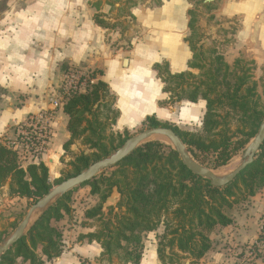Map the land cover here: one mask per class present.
I'll list each match as a JSON object with an SVG mask.
<instances>
[{"label": "trees", "instance_id": "obj_1", "mask_svg": "<svg viewBox=\"0 0 264 264\" xmlns=\"http://www.w3.org/2000/svg\"><path fill=\"white\" fill-rule=\"evenodd\" d=\"M189 16L191 35L185 41L193 55L188 66L199 74L192 71L173 74L167 62L156 64L153 69L164 85L167 104L206 102L202 131H182L160 122L156 116L147 117L144 124L148 129L174 130L195 161L206 165L210 158L212 168L218 169L245 151L254 139L264 121V102L251 70L243 66V59H237L231 66L216 50H211L215 55L213 59L206 57L209 50L198 44L199 29L194 13L189 11ZM101 18L95 16L97 25L103 29L114 27ZM96 74L85 92L69 97L63 107L69 118L70 133L63 148L69 150L76 140L82 139L94 151L75 158L72 162L74 172L68 179L110 157L131 138L128 130L124 134L105 135L106 128L115 125L120 114L115 109V97L108 84L102 79L96 80ZM99 74L103 76L102 71ZM160 105L165 106L164 103ZM234 122L236 130L232 128ZM107 171H111L109 175ZM63 181L65 179L58 183ZM7 183L11 196L32 203L53 188L49 168L44 162L31 163L24 168L16 153L0 144V187ZM85 188H89L90 195L97 200L84 211L83 217L86 223L98 221L100 226L93 233L80 235L79 240L101 245L103 251L96 264H111L122 251L124 258L118 259L123 264H140L144 253L142 236L157 231L161 225L164 234L157 248L160 262L180 264L181 259H191L196 263L212 249L211 233L233 223L226 210L233 204L230 198L234 196V189L243 188L248 195L255 196L264 188V144L255 161L231 184L216 188L185 167L171 146L159 141L147 142L117 166L59 198L3 256L0 264L19 261L45 264L60 257L64 251V232L60 224L73 211V193ZM114 192L119 195L117 204L105 208ZM3 240L0 237V244Z\"/></svg>", "mask_w": 264, "mask_h": 264}, {"label": "crops", "instance_id": "obj_2", "mask_svg": "<svg viewBox=\"0 0 264 264\" xmlns=\"http://www.w3.org/2000/svg\"><path fill=\"white\" fill-rule=\"evenodd\" d=\"M97 1L30 0L15 5L1 21L0 143L14 139L15 127L30 116L52 110V94L67 67L103 72L101 79L108 84L120 114L118 125L128 129L149 116L160 120L174 115L173 108L160 105L167 95L153 67L167 62L173 74L188 71L193 55L185 41L190 34V3L161 0L153 5L154 0H145L133 8L134 27L140 37L134 39L133 49L126 54L124 43L116 36L109 41L110 29L95 22L98 13L117 18V10L110 14L111 6L99 0L101 5L95 7ZM221 15L238 23L235 42L229 49L232 62L243 54L257 67L263 66L264 0H223ZM203 110L202 104H192L187 113L189 120L200 119ZM55 114L54 140L41 158L48 167L57 165L58 152L70 139L68 115L63 108ZM59 134L63 136L60 144ZM85 189L90 195V189ZM118 199L114 192L106 205L115 206ZM95 231L78 226L65 229L63 254L46 264H82L84 260L94 264L103 251L101 245L80 241L79 236ZM157 248L155 243H146L140 264H162Z\"/></svg>", "mask_w": 264, "mask_h": 264}, {"label": "rangeland", "instance_id": "obj_3", "mask_svg": "<svg viewBox=\"0 0 264 264\" xmlns=\"http://www.w3.org/2000/svg\"><path fill=\"white\" fill-rule=\"evenodd\" d=\"M28 1L30 0H0V24H2V20H6L11 8H14L15 5L23 4ZM104 1L111 6L112 11H110V14L111 12H115L117 10V18L115 16L111 17L110 15L105 16L103 13H98L96 16L102 17L101 19H103V21L105 20L110 26H114L112 29L107 31V33L110 34L109 41H111L116 36V39L119 40V42L124 43V53L127 54L133 49L134 39L140 37V33L138 34L134 27L136 21L132 15V9L139 6L140 4L145 3V0ZM187 1L191 6L189 11L194 13L196 25L199 29V38L197 39L198 44L199 46L204 45V47L209 50L206 53V57L213 59L215 55L211 53V50H216L218 54L222 55L225 61L231 66L234 65L237 59H243L245 61L243 66L251 70V74L258 84V93L264 102V65L257 67L255 65V61L247 58L243 54H240L239 58L232 62V55H230L231 52L229 49L235 42L234 37L238 23L221 15L223 0H213V2L208 4H206L204 0ZM101 2L102 1L98 0L97 3L93 4L95 7H99ZM159 3H161V0H154L152 2L153 5H158ZM11 13L12 12H10V15ZM119 18H121V20H119ZM122 18H124V20H122ZM3 29V26L0 25V35H3V32H1ZM190 35L191 32L189 36ZM113 47H115V45H113ZM70 68L72 70L79 71L80 76L84 77L85 79L82 80L84 83V89L81 93L85 92L94 73H97L96 80L101 79L99 74L101 70L82 71V69H78L77 67L63 68L64 70L58 79V87L55 88V91L58 92L57 96L61 95L63 92L62 86L64 82L61 79L60 83V78L64 73L69 72ZM188 71H192L196 75L199 74L198 70L188 69ZM167 101L168 100L166 96V99L161 103L165 104L164 107L169 109L173 108L174 115L172 114L165 119H158L160 122L172 127H176L182 131H202V121L206 107V102L204 100H200L197 103L204 106L203 115L200 119L192 121L189 120L187 116L188 109L192 107V103H189L188 101H182L176 104H167ZM111 117H113V114H111ZM144 122L128 129L124 126L118 125L116 122L115 125H109L106 128L105 135L110 136L111 134L116 135L118 133L124 134L125 130H128L129 135L133 137L148 129V126H146ZM232 128L233 130H236V122L233 123ZM16 130L17 127H15L14 131ZM62 137L63 136L59 134V139L57 142L58 144H60ZM53 140H51L50 143H52ZM151 141H159L165 145L171 146V144L164 138H153ZM8 142L9 140H7L3 145L8 147ZM106 142L109 143L108 140H106ZM115 144H117V142H115ZM49 148L50 147L48 146V149ZM93 152L94 151L89 148L88 145H85L82 139L76 140L69 150L62 148L58 152L60 156L58 155L57 165L53 167H48L46 165L49 168L50 182L52 183L53 187L57 186L59 184L58 181L61 179H68L70 174L74 172L72 162L77 156L81 154H92ZM116 152L117 151L113 152L111 155ZM243 154L244 151L240 152L229 162L228 165L218 169L212 168L211 161L209 162V160H212L210 158L207 159L205 163L206 165L200 164L214 170L219 176L223 177L233 172L242 164L244 161ZM18 162L21 164V166L26 168L31 163V160L30 158L23 159L22 157H19ZM110 172L111 171H107V175H109ZM233 192L234 196L230 198V201L233 202V204L229 209L226 210V213L232 218L233 223L226 228H217L211 233L210 237L212 240V249L202 260L194 263L191 259H181L180 264H264V188L260 189V191L255 196L248 195L243 188L234 189ZM96 200L97 199L91 197L88 194V189H81L74 192L72 196L73 211L70 216L65 218V222L60 224V228L63 230V232L65 229L72 227L74 228L75 226L81 227V229L94 228L97 231L98 227L100 226V222L93 221L86 223L84 217L81 220L83 212L93 206L96 203ZM32 204V202L26 199L11 196L8 183L0 187V237L4 239L3 242L15 233ZM107 207L108 206L105 205V208ZM163 234L164 226L161 225L157 231L142 236L144 249L146 243H148V245L149 243H155L158 247L160 236ZM64 240L65 237L63 238V244ZM124 254L125 253L123 251L120 252V255L118 257H114L111 264H123L124 262L120 261L118 258L123 259ZM17 264L23 263L19 261ZM82 264L93 263L84 260L82 261ZM102 264H108V262H102Z\"/></svg>", "mask_w": 264, "mask_h": 264}, {"label": "water", "instance_id": "obj_4", "mask_svg": "<svg viewBox=\"0 0 264 264\" xmlns=\"http://www.w3.org/2000/svg\"><path fill=\"white\" fill-rule=\"evenodd\" d=\"M206 4L213 0H204ZM128 62V60H126ZM153 138L166 139L173 149L180 156L183 164L196 176L209 180L211 185L216 188H223L231 184L245 169L250 166L264 144V121L259 126L258 132L254 139L244 151V161L233 172L226 176H219L214 170L199 164L191 156L188 147L183 143L179 135L170 128L158 127L146 129L141 133L129 138L116 153L108 158L97 161L88 169L79 175L63 181L61 184L53 187L44 197L37 200L29 208L26 216L19 224L15 233L0 245V262L3 256L8 253L31 229L36 221L48 210L59 198L67 193L80 188L90 180L99 176L105 170L117 166L120 162L131 155L138 147L151 141Z\"/></svg>", "mask_w": 264, "mask_h": 264}, {"label": "built area", "instance_id": "obj_5", "mask_svg": "<svg viewBox=\"0 0 264 264\" xmlns=\"http://www.w3.org/2000/svg\"><path fill=\"white\" fill-rule=\"evenodd\" d=\"M61 79L64 82L63 92L59 96L57 91L53 92L52 110L30 116L25 123L17 126L15 138L7 143L9 149L16 153L17 158H30L31 163L41 162L53 138L52 126L56 111L64 107L69 97L81 93L84 89L82 80L85 79L77 70L70 68L69 72L64 73L60 78V83Z\"/></svg>", "mask_w": 264, "mask_h": 264}]
</instances>
